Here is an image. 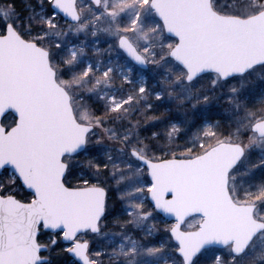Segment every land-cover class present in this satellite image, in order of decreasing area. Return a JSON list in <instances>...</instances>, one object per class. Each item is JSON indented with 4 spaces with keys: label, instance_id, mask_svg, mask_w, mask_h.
Segmentation results:
<instances>
[{
    "label": "snow or ice",
    "instance_id": "snow-or-ice-1",
    "mask_svg": "<svg viewBox=\"0 0 264 264\" xmlns=\"http://www.w3.org/2000/svg\"><path fill=\"white\" fill-rule=\"evenodd\" d=\"M210 2L212 14L225 25L250 30L264 23V5L255 0L251 6L260 10L251 19L236 14L226 18L220 11L224 0ZM149 7L160 10L157 0H36L29 9V18L40 17L41 42L53 33L61 39L70 34L84 37L81 46L69 49L70 57L57 64L58 74L53 72V80L58 75L64 85L65 98L86 105L72 154L87 157L81 165L85 187L79 191L88 193L89 208L75 232L58 233L63 250L73 264H146L165 251L172 253L173 264H256L264 258V216L257 215L264 205V48L256 54L237 52L227 60L221 54L201 52L194 32L181 25L170 27L167 20L170 36L157 35L159 43L152 44L149 34L158 33V27L147 22ZM13 26L0 24V29ZM171 36L175 44L166 42ZM89 39L91 56L86 47ZM52 47L59 53L63 45L55 42ZM165 66L159 90L148 76L136 73L151 69L154 75L156 68ZM167 74L173 78L168 80ZM204 80L211 94L201 96L197 87L195 98L192 92L180 95L178 88ZM221 86L228 93L224 103L230 105L222 109L223 119L184 120L189 109L180 106L190 103L193 112L210 107L219 99L215 90ZM188 125L195 127L191 134ZM44 132L40 129L39 134ZM112 146L123 162L113 161L111 151H106ZM197 147L203 153L194 160L178 159L177 152L183 156ZM212 157L226 162L233 179L236 174L245 176L248 187L243 200L232 206L233 223L220 224L209 213L198 232L185 233L180 212L170 202H160L157 179L166 171L163 165H196ZM58 162L59 182L64 185L65 176L74 173L62 157ZM29 194L34 200L39 195L36 190ZM160 215H170L174 222L156 229ZM110 225L119 230H111ZM109 235L120 238L115 248L98 244ZM61 241L54 239L53 247Z\"/></svg>",
    "mask_w": 264,
    "mask_h": 264
},
{
    "label": "water",
    "instance_id": "water-1",
    "mask_svg": "<svg viewBox=\"0 0 264 264\" xmlns=\"http://www.w3.org/2000/svg\"><path fill=\"white\" fill-rule=\"evenodd\" d=\"M157 2L160 10H152L166 35L170 33L165 20L173 28L181 25L197 35L198 49L203 53H217L231 60L234 53L256 54L264 48V23L250 30L225 25L212 14L210 0ZM45 52L22 38L14 27L0 35V175L4 169L11 170L27 192L39 193L30 202L0 195V264L48 262L42 256L47 247L38 242L40 229L72 234L84 222L89 208L88 193L79 191L83 188H70L64 182L65 187L59 182L62 169L58 161L75 156L72 149L83 124L65 98L64 87L53 80L56 71ZM8 114L16 119L9 129L3 125ZM40 129L45 130L43 136ZM195 157L178 159L192 161ZM162 167L166 171L156 185L160 202L168 201L180 212L182 225L192 217L202 219L196 230H183L185 233L198 232L209 213L220 224L234 222L232 206L238 203L229 190L230 175L224 160L212 157L196 165ZM160 216L174 222L170 215Z\"/></svg>",
    "mask_w": 264,
    "mask_h": 264
},
{
    "label": "rangeland",
    "instance_id": "rangeland-1",
    "mask_svg": "<svg viewBox=\"0 0 264 264\" xmlns=\"http://www.w3.org/2000/svg\"><path fill=\"white\" fill-rule=\"evenodd\" d=\"M229 3H232V0H224L225 7L220 9V11L225 13L226 15L227 14H236L239 17L247 18V17L252 16L254 13H256L260 10L258 8H254L251 6L252 0H235V3L233 4L232 7H227V5ZM255 3L257 5H264V0H255ZM145 16L147 18V22L149 25L154 26V27H158V33H150L149 34L150 42L152 44H158L159 43V41L157 40V35L168 37L165 33L163 24L155 16V13L151 7H149L147 9V11L145 12ZM37 17H38V20H40V17L39 16H37ZM83 39H84L83 36H81L79 39H77L70 34L67 37H64L60 40H57L56 42L61 43L63 45V47L60 49L61 50L60 53H57V54H59V57L58 58L54 57L51 61L53 68L58 69L57 64H62L64 59H67L70 57L69 49L74 48V47L75 48L80 47L81 46L80 40H83ZM166 42H171V43L175 44L176 40L171 37V39L169 41H166ZM86 47H87V51L89 53V56H91L92 41L90 39L88 40V44ZM101 47H103V44H101ZM92 59L95 60V57H92ZM104 59L106 61L108 59V57L105 55ZM165 69H166V66L156 68L154 70L155 71L154 75L152 74L151 69L147 73L142 72V70H140V69H136V73L138 75H146L148 77L151 75L153 77V80L152 81L149 80V83L150 84L154 83L156 85V88L159 90L163 87V85H161V83H160V78H162L166 75ZM173 71H176V69L173 68ZM58 72H59V70H58ZM58 72H56V73L58 74ZM57 78H58L59 84L64 87V85L60 82L58 75H57ZM167 78H168V80H171L173 78L172 74H167ZM205 82L207 84L206 86H203L202 84H199V85L194 84V85L190 86V88H183L182 90L178 88V91H179L181 96H187L189 94V92H192L193 98H195V90L197 89V87H199L200 88L199 95L202 96L205 94H211L212 89L210 87V84L207 80ZM237 87H239V83H237ZM248 87L252 88L253 85L249 84ZM221 92H223V94H221ZM227 94H228L227 89L223 88V87H222V90L215 92V95L218 96L219 99L226 96ZM71 104H72V107L74 110V115H75L76 119L80 123L84 124V121L81 120L80 113L85 110V106H86L85 102L80 101V100H72ZM180 107L182 110L185 108L189 109V111L184 115V120L194 118L196 121L203 119V120H207L208 122H211L213 119H211L209 116H211V115L212 116L213 115L218 116V114L214 111V109H210L209 107L205 108L203 106H200V107H198V109L195 112H193L190 109V105H188L187 103H185L184 105H182ZM225 108H230V105L225 104L223 106V109H225ZM187 127H188V133L187 134H191L195 131L194 125H188ZM192 143L195 144L196 141L193 140ZM180 146L181 147L184 146L183 142H181ZM173 147H175V145H173ZM109 150L111 151V156H112L113 161L120 160L121 162H123V158L120 156L119 153H117L116 151H114L112 149H106V151H109ZM202 152H203V150H202ZM178 154H180V153L177 152V155ZM68 158H71V157H68ZM65 160H66V158H65ZM70 161L71 160L67 159L66 163L68 164ZM76 162H77V160H75V163ZM79 162L81 163L82 160H80ZM83 163H84V161L80 164V167ZM11 178L14 179L13 176H11ZM230 182L233 183V187H231V188H230ZM230 182H229V188H230L232 198L234 199V201L236 203H240L243 200L242 194L246 190V188L248 187L249 181L245 176L240 175V174H236L234 179L232 176L230 177ZM141 183H143V181H141ZM253 190H254V188H253ZM257 215L258 216H264V205H261L259 207V209L257 210ZM156 220H157L156 229L162 230L163 227L160 226V222H159L158 217L156 218ZM201 221H202V219L198 216L192 217V218L188 219L184 223V225H182V229L185 231L196 230ZM144 230L146 232L149 231V226L147 223L144 225ZM117 231H118V228H117ZM137 236H139V233H137ZM119 242H120L119 237H112L111 235H109L107 237H103V238L98 240L99 245L104 246V247H111V248H115ZM173 261H174V257L172 255V253L170 251H165L164 253L159 255L155 260L147 261L146 264H173ZM256 263L264 264V258L258 259L256 261Z\"/></svg>",
    "mask_w": 264,
    "mask_h": 264
},
{
    "label": "trees",
    "instance_id": "trees-1",
    "mask_svg": "<svg viewBox=\"0 0 264 264\" xmlns=\"http://www.w3.org/2000/svg\"><path fill=\"white\" fill-rule=\"evenodd\" d=\"M14 5V8L11 7ZM36 6V0H0V24H12L14 25V28L18 31V33L27 41H33L39 46L45 48L46 50H50L52 55H50V59L54 57L58 58L59 54H57V50L55 47H52L54 43L57 40H60V37H57L54 33L50 34L46 40L41 42L39 36L37 35L38 29L41 26V21L38 20V17L35 18H29L30 12L29 9ZM17 17H19V21L17 20ZM6 30L0 29V35L4 34ZM31 33V34H29ZM61 42V41H60ZM61 50H59L60 53ZM53 67V66H52ZM59 69H55L56 72H58ZM149 80H153V77L150 75ZM58 79V78H57ZM206 80L201 81L200 84L203 86H206ZM194 85V84H193ZM192 86V85H191ZM222 87H218L215 92H218L219 90H222ZM184 88H190L189 86H185ZM213 90L211 91V93ZM225 97V96H224ZM224 97L218 99L215 101L209 108L214 109V111L218 114V116L211 115L209 116L211 119L214 118H224L222 116V109L223 106L226 104L224 103ZM190 105V103H187ZM4 126L7 128L12 127L15 124V118L9 114L6 116L3 120ZM225 129H227V124H225ZM94 139V138H93ZM107 144L108 142L105 141ZM110 149L115 151L114 146H112ZM202 150L199 148H195L194 152L187 154V155H181L178 154V158H192L194 156L202 154ZM71 160L68 163L69 172L74 174H69L65 176V184L70 188H83L85 187L82 183V179H86L87 177L83 175L84 169L80 167V164L87 159L85 156H75L71 158H66V160ZM65 160V162H66ZM75 160L77 162L75 163ZM82 160L80 163L79 161ZM231 177V176H230ZM233 187V183L230 182V188ZM0 195L2 196H15L17 199H19L22 202H30L33 199V196L29 194L21 185L20 181L17 178H11L9 175V171H4L2 175H0ZM160 226L164 227L165 225L171 224L168 221H165L161 216H158ZM111 229V225L109 226ZM113 231H117V229H111ZM119 230V229H118ZM46 233V234H45ZM61 241L60 236L53 233L44 232L41 229V232L38 236V242L42 245H45L48 247V250L43 254V256L47 258H51L50 264H73L71 261V258L68 256V254L63 250L62 247V241L61 243H58L56 247H53L52 241L53 240ZM45 264H49L48 262ZM258 264V263H256Z\"/></svg>",
    "mask_w": 264,
    "mask_h": 264
}]
</instances>
